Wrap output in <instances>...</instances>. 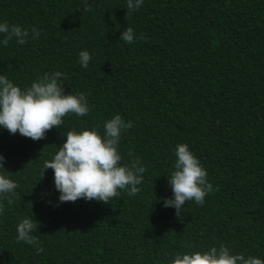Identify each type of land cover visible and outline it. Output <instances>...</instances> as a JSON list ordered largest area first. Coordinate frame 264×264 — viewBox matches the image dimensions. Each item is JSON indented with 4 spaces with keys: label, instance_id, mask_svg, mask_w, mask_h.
I'll return each mask as SVG.
<instances>
[{
    "label": "trees",
    "instance_id": "trees-1",
    "mask_svg": "<svg viewBox=\"0 0 264 264\" xmlns=\"http://www.w3.org/2000/svg\"><path fill=\"white\" fill-rule=\"evenodd\" d=\"M0 0V21L41 29L39 39L0 47V74L24 87L60 71L64 93H83L87 116L66 114L33 141L0 129L5 170L18 184L0 209V264H165L174 253L224 243L264 259V0ZM131 27L142 39L119 40ZM92 53L87 68L77 54ZM120 114L122 163L146 171L129 197L57 203L43 162L68 130ZM186 143L217 190L179 216L162 198L174 149ZM131 152L133 157H129ZM43 173V175H42ZM24 217L37 222L42 251L17 242Z\"/></svg>",
    "mask_w": 264,
    "mask_h": 264
},
{
    "label": "clouds",
    "instance_id": "clouds-1",
    "mask_svg": "<svg viewBox=\"0 0 264 264\" xmlns=\"http://www.w3.org/2000/svg\"><path fill=\"white\" fill-rule=\"evenodd\" d=\"M84 11L88 10L87 0H82ZM144 0H126L127 14L138 10ZM41 29L31 26L22 28L19 24L0 21V47H7L10 41L23 45L28 39H39ZM131 27L125 28L119 40L131 44L142 39ZM80 67L87 68L92 53L87 49L78 52ZM63 73L53 71L36 76L29 85L21 87L4 74H0V129L9 134H19L33 141L43 139L47 130L63 123L66 114L87 116L89 103L83 93H64L62 88ZM133 126L132 121H125L120 114H114L104 121L103 131L97 127L81 130H68L65 139L50 159L43 162V172L51 169L53 185L58 192L57 203L95 200L108 203L110 198L119 195L120 190L129 197L140 191L146 171L139 157L122 163L119 151L121 135ZM175 160L168 183L171 197L162 198L163 207H171L177 216L186 201L203 205L205 197L217 190L207 179V171L200 160L186 143H178L174 149ZM6 159L0 154V209L3 202L12 205L18 184L11 179L4 165ZM43 175V173H42ZM16 241L42 251L39 239L34 233L37 222L33 217L21 218L15 227ZM165 264H264V259L243 252H236L230 246L221 243L206 249L177 252L167 259Z\"/></svg>",
    "mask_w": 264,
    "mask_h": 264
}]
</instances>
